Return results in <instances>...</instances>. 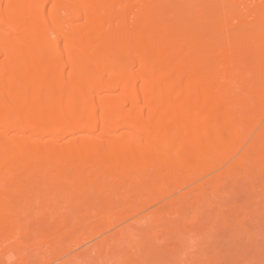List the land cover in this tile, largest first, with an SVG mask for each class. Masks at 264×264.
Here are the masks:
<instances>
[{"label": "bare ground", "instance_id": "1", "mask_svg": "<svg viewBox=\"0 0 264 264\" xmlns=\"http://www.w3.org/2000/svg\"><path fill=\"white\" fill-rule=\"evenodd\" d=\"M236 205L264 211V0H0V264L194 262Z\"/></svg>", "mask_w": 264, "mask_h": 264}, {"label": "rangeland", "instance_id": "2", "mask_svg": "<svg viewBox=\"0 0 264 264\" xmlns=\"http://www.w3.org/2000/svg\"><path fill=\"white\" fill-rule=\"evenodd\" d=\"M242 191V192H241ZM240 192H238V194H241V195H238L237 194V197H236V199L237 198H239V196H240V199H241V196L242 197H244V196H246V195H244V193H243V190H241ZM165 201H168L167 199H165V200H161L160 202H159V200L158 201H154V203H150V204H152V205H150L151 207H149V206H147V208H146V206H145V210H144V208L143 209H141L140 210V212H138V214L136 213V212H133V211H124L123 213H122V215H121V218L122 219H117L116 218V220H115V217H111L112 218V220H110V218L108 219V220H106L107 222H105V223H102V224H99V225H97V226H90L89 228H86V229H84V230H82V231H80V232H78V233H75V234H73V235H71L67 240H66V244H65V250H66V252L67 253H65L66 255L64 256V260L65 259H73V258H75V257H77V256H80V255H87V256H92L93 255V250L94 249H92V248H94L93 246H97L98 245V243H100V242H102L103 241V239L105 238V239H107V237H108V239H113V236L116 234V232H118V230H120L121 228H124L126 225H137L136 223L137 222H139L140 221V223L142 222L141 221V219L145 216V215H147V213H151L150 211H149V209L151 208V210H153V209H155V208H158V210H159V204H161V206H160V210L163 208V206H165L166 204H165ZM157 204H156V203ZM161 202H163L165 205H163ZM237 202L238 201H236V204H237ZM239 203V202H238ZM237 206V205H236ZM238 207H239V205L237 206V210H238ZM149 208V209H148ZM240 208V207H239ZM146 209L148 210V211H146ZM116 212H118V211H116ZM122 212V211H121ZM156 212V211H155ZM237 212H238V215L239 214H241V213H243V211H236V214H233L232 215V217H233V219L235 218L234 217V215L235 216H238L237 215ZM258 212V211H257ZM263 212L264 211H259L258 213H261V215L259 214L258 215V213H255L254 214V216H253V213L251 214L250 213V216H251V219H255V221H251V219H250V216L249 215H247V218H243L244 216V214L245 213H243V215H240L239 216V219H238V217H237V220L236 219H234V220H232V217H231V220H232V222H231V224L232 223H234V225L235 226H237V228L238 227H240V231H239V229L237 230H235L234 229V231L233 230H230V229H226V228H223V227H220L221 229H219V222L221 221L222 222V220H221V217L219 216L218 218L217 217H215V218H217V219H215L216 220V222H218V226H217V231L215 230V233H216V235H217V239H216V235L215 236H213V237H211L213 240H211V238H210V236H212V235H210L209 236V238L207 239L208 240V243L206 242L203 246L202 245H198V246H196L198 249L197 250H195V248H194V250L195 251H191L190 249V253H189V251H187V253H186V258H188V255H189V259H191V257L193 256L194 257V262L193 261H189V260H186L187 262H188V264H204V263H202V262H205L204 261V259L203 258H205V260H206V264H208V263H210V262H208L210 259H209V257H211V264H216V262L218 263V264H221L222 262L224 263V264H227L228 263V261L230 262V263H228V264H239L241 261V263L240 264H246L247 263V261L249 262L248 264H255L254 262L252 263V261L253 260H251V256L253 257V255L255 254V256L257 257V255H258V257L260 256V258H259V260L261 261V263H263L264 262V230L262 231V229H263V227L261 228V226H264V214H263ZM152 213H153V211H152ZM117 214H121V213H117ZM154 214V213H153ZM219 214H217V216H218ZM222 215V214H221ZM143 216V217H142ZM241 216H243L242 218H240ZM258 216V217H257ZM151 217H152V215H151ZM245 217H246V214H245ZM254 217V218H253ZM220 218V219H219ZM147 219H148V217H147ZM245 221H244V220ZM218 220V221H217ZM239 220V221H238ZM247 220V221H246ZM143 221H144V219H143ZM249 221V223H247ZM257 221H259V223H257ZM145 222V221H144ZM241 222V223H240ZM254 222H255V224H254ZM237 223H239V225H237ZM263 223V224H262ZM112 224V225H111ZM246 224H247V226H246ZM257 224H262L259 228H258V230H256L255 228V225L257 226ZM111 225V226H110ZM233 225V226H234ZM242 225L244 226V227H242ZM248 225H249V227H248ZM253 226V227H252ZM216 229V228H215ZM226 229V230H225ZM242 229H243V231H242ZM260 229H261V231H260ZM220 230V231H219ZM225 230V231H224ZM247 230V231H246ZM252 230V231H251ZM226 231H228V232H226ZM243 233H242V232ZM253 231H254V233H253ZM260 231V232H259ZM220 233V234H219ZM241 233V234H240ZM252 234V237H251V235H249V237L247 238L246 236H248V234ZM257 233V234H256ZM260 233V234H259ZM262 233V234H261ZM226 234V235H225ZM228 234H229V237H228ZM233 234L235 235V237L233 236ZM219 235V236H218ZM222 235H224L223 237H221ZM259 235V236H258ZM116 236H117V234H116ZM239 236V237H238ZM112 237V238H111ZM226 239H225V238ZM256 237V238H255ZM258 237V238H257ZM259 237H260V239H259ZM222 238V239H221ZM224 238V239H223ZM235 238H236V240H237V242L235 241ZM239 238H240V240H242L241 242H240V245H239ZM104 239V240H105ZM214 239H215V241H214ZM228 239H229V241H228ZM253 239V240H252ZM254 239H256L255 241H254ZM258 239V240H257ZM102 240V241H101ZM211 240V241H210ZM218 240V241H217ZM227 240V241H226ZM230 240H232V241H230ZM245 242H244V241ZM261 240V241H260ZM251 241H253V242H251ZM260 241V242H259ZM218 242V243H217ZM224 242V243H223ZM235 242H236V244H235ZM243 242V243H242ZM247 242V243H246ZM256 242V243H255ZM228 243H229V245H228ZM248 243H249V245H248ZM195 244V243H194ZM218 244V245H217ZM246 246H245V245ZM256 244H258V245H256ZM207 245V246H206ZM210 245H211V248H209L210 247ZM221 245V246H220ZM201 246V247H200ZM229 246V247H228ZM232 246H234V248L232 247ZM240 246H241V248H240ZM170 247H172V246H170ZM170 247H169V249L168 248H165V249H160V250H156L155 251V253L153 252V256L154 257H156V258H159L158 260H162V261H164L165 260V262H171L172 261V263H173V261H174V263H176L177 262V260L175 259V258H178L177 256H176V253L175 252H173V251H171V249H170ZM207 247V248H206ZM216 247H217V249H216ZM218 247H220V253H219V251H218ZM231 248V249H230ZM244 248V249H243ZM252 248H254V249H252ZM206 249L209 251V253H208V251L206 252ZM215 249V250H214ZM221 249H223V250H221ZM228 249V250H227ZM162 250L164 251V252H162ZM168 250V251H167ZM214 250V251H213ZM218 251V253H217V251ZM237 250V251H236ZM244 250V252L242 253V251ZM248 250V251H247ZM161 251V252H160ZM167 251V252H166ZM198 251V252H197ZM200 251V252H199ZM211 251H213V252H211ZM221 251H222V253H221ZM225 251V253L223 254V252ZM230 251V252H229ZM237 253H236V252ZM251 251V252H250ZM253 251V252H252ZM259 251V252H258ZM241 252V253H240ZM256 252V253H255ZM168 253V254H167ZM173 253V254H172ZM192 253H194V254H192ZM203 255V258H202V256L200 255ZM204 253V254H203ZM229 253V254H228ZM239 253H240V255H239ZM245 253V255H243ZM263 254V255H260V254ZM172 254V255H171ZM188 254V255H187ZM191 254V255H190ZM198 254V255H197ZM205 254H209V256H208V259H206V257H207V255H205ZM212 254H213V258H212ZM215 254V255H214ZM231 254V255H230ZM232 254H233V256H232ZM250 254V255H249ZM163 255L165 256V257H163ZM205 255V256H204ZM211 255V256H210ZM162 256V257H161ZM217 256V257H216ZM220 256V257H219ZM226 256V257H225ZM248 256H250V257H248ZM166 257H167V259H166ZM169 257V258H168ZM175 257V258H174ZM185 257V256H184ZM223 257V258H222ZM224 257H225V259H224ZM229 257V258H228ZM238 257H240V258H238ZM262 257V258H261ZM153 258V257H152ZM198 258V259H197ZM232 258V259H231ZM171 259V260H170ZM221 259V260H220ZM247 259V260H246ZM249 259V260H248ZM253 259H254V257H253ZM39 260H43V261H45L46 260V258H43V257H41ZM62 260H63V258H62ZM203 260V261H202ZM217 260V261H216ZM231 260V261H230ZM186 261L183 263V264H187L186 263ZM196 261H197V263H196ZM199 261V262H198ZM234 261V262H233ZM263 261V262H262ZM169 262V263H170ZM227 262V263H226ZM59 263V261L58 262H56V263H54V264H58ZM43 264H47V263H43Z\"/></svg>", "mask_w": 264, "mask_h": 264}]
</instances>
